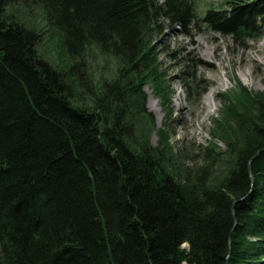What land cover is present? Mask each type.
I'll return each mask as SVG.
<instances>
[{"label": "trees", "instance_id": "obj_1", "mask_svg": "<svg viewBox=\"0 0 264 264\" xmlns=\"http://www.w3.org/2000/svg\"><path fill=\"white\" fill-rule=\"evenodd\" d=\"M16 1L0 0V264H264V90L242 86L227 106L236 138L219 174L175 167L145 121L166 26L187 35L203 20L256 39L264 0L203 18L193 0H38L90 105L10 13ZM93 47L115 77L96 82Z\"/></svg>", "mask_w": 264, "mask_h": 264}, {"label": "rangeland", "instance_id": "obj_2", "mask_svg": "<svg viewBox=\"0 0 264 264\" xmlns=\"http://www.w3.org/2000/svg\"><path fill=\"white\" fill-rule=\"evenodd\" d=\"M193 1L202 18L211 7L219 11L230 10L228 0ZM238 1L242 4L252 2ZM9 11L40 32L38 48L41 55L68 71L75 103L90 105L91 91L75 80L62 33L46 19L40 2L17 0ZM193 39L210 47V65L199 61L198 57L206 54L205 49L200 47V52L195 54L193 49L197 45ZM260 41L264 42V26L259 29L256 39L236 38L217 27L206 26L203 20L187 35L180 32L179 26L174 29L166 26L164 33L155 39L160 75L145 85V121L150 140L152 145L162 147L160 135L165 133V141L175 157V167L189 169L194 178L206 170L208 175L223 171V159L229 155V141L236 138L233 134L236 123L225 116V111L230 104H236L234 95L238 94L239 88L243 86L253 92L264 90V47L257 56L254 52L259 49ZM89 53L87 61L96 82L115 77L118 66L114 58L101 54L95 47ZM206 97L214 105L211 108L203 105Z\"/></svg>", "mask_w": 264, "mask_h": 264}, {"label": "bare ground", "instance_id": "obj_3", "mask_svg": "<svg viewBox=\"0 0 264 264\" xmlns=\"http://www.w3.org/2000/svg\"><path fill=\"white\" fill-rule=\"evenodd\" d=\"M192 42L193 43H195L196 45H197V48H194L193 50H194V53L195 54H198L200 51V47L202 48H204L205 49V55L202 57H198L199 58V61L200 62H202V63H204V64H206V65H210V61L208 60V56H209V54H208V51L210 50V47H207V46H205L204 44H202L199 40H196V39H193L192 40ZM258 47H259V49H257L256 51H254L255 52V56H257L258 55V53H259V51H260V49L262 48V47H264V42L263 41H260L259 43H258ZM245 75H249L248 73H246L245 72ZM244 75V76H245ZM203 105L205 106V107H208V108H211L212 106H214L213 105V103H212V101H211V99L210 98H208V97H206V99H205V101H204V103H203ZM159 113H161V109H160V112Z\"/></svg>", "mask_w": 264, "mask_h": 264}, {"label": "water", "instance_id": "obj_4", "mask_svg": "<svg viewBox=\"0 0 264 264\" xmlns=\"http://www.w3.org/2000/svg\"><path fill=\"white\" fill-rule=\"evenodd\" d=\"M264 151V148H262L260 151H258V153L255 155L257 156L260 152ZM253 160V159H252Z\"/></svg>", "mask_w": 264, "mask_h": 264}]
</instances>
